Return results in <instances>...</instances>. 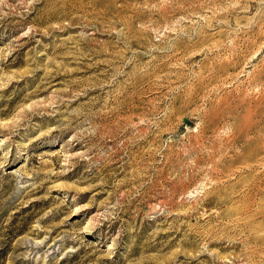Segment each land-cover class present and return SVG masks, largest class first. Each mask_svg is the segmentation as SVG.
Here are the masks:
<instances>
[{
    "label": "rangeland",
    "instance_id": "obj_1",
    "mask_svg": "<svg viewBox=\"0 0 264 264\" xmlns=\"http://www.w3.org/2000/svg\"><path fill=\"white\" fill-rule=\"evenodd\" d=\"M0 264H264V0H0Z\"/></svg>",
    "mask_w": 264,
    "mask_h": 264
}]
</instances>
